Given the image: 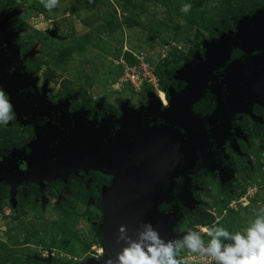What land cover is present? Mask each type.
Returning a JSON list of instances; mask_svg holds the SVG:
<instances>
[{"label": "rangeland", "instance_id": "rangeland-1", "mask_svg": "<svg viewBox=\"0 0 264 264\" xmlns=\"http://www.w3.org/2000/svg\"><path fill=\"white\" fill-rule=\"evenodd\" d=\"M185 2L60 0L49 12L40 0H0V12L14 13L9 23L17 34L15 42L38 88L46 83L55 104L73 97V113L84 107L91 115L97 103L121 118V104L146 108L151 93L168 109L170 103L160 88L169 84L165 73L193 62L201 36L217 39L222 25L232 28L240 16H252L263 6L260 0H190L193 8L185 15L180 11ZM128 70L146 77L152 72L159 90L147 84L134 87L128 82L132 75H126ZM12 122L0 126V146L24 139ZM239 125L254 135L248 120ZM242 150L248 160L231 158L236 175L227 193L218 173L214 178L199 176L194 195L199 215L188 214L177 225V235L202 230L218 219L229 230H242L264 206V127ZM94 178L106 184L112 181ZM61 192L60 199L49 195L43 200L30 188L20 192L13 208L8 190L0 188V264H46L49 259L50 264H85L103 258L88 224L100 218L92 204L97 199L94 189L71 183ZM204 238L208 239L206 234ZM189 264L210 262L192 257Z\"/></svg>", "mask_w": 264, "mask_h": 264}, {"label": "water", "instance_id": "water-1", "mask_svg": "<svg viewBox=\"0 0 264 264\" xmlns=\"http://www.w3.org/2000/svg\"><path fill=\"white\" fill-rule=\"evenodd\" d=\"M14 36L10 24L0 22V86L34 138L0 152V185L11 189L15 208L20 187L34 184L43 191L46 183L66 182L80 171L111 177L101 198L105 258L94 264L115 258L121 225L132 234L151 222L166 239L179 237L176 227L184 213H196L199 205L194 198L199 176L218 173L226 186L234 180L226 144L248 160L237 145L246 137L233 125L245 116L257 132L263 122L253 109L264 110V10L209 43L204 57L178 72L183 89L168 109L153 97L146 108L123 105L121 118L100 122L89 121L85 111L71 113L68 100L49 102L26 71Z\"/></svg>", "mask_w": 264, "mask_h": 264}, {"label": "clouds", "instance_id": "clouds-1", "mask_svg": "<svg viewBox=\"0 0 264 264\" xmlns=\"http://www.w3.org/2000/svg\"><path fill=\"white\" fill-rule=\"evenodd\" d=\"M59 2L40 0L49 12ZM192 8L188 0L180 11L187 15ZM10 72H15L14 66ZM15 117V106L0 86V126L7 127ZM118 232L121 248L107 264H189L192 257L207 258L210 264H264V206L255 210L253 219L242 230H229L218 219L202 230L189 229L182 236L168 239L151 222H142L132 234L127 225H121Z\"/></svg>", "mask_w": 264, "mask_h": 264}, {"label": "trees", "instance_id": "trees-1", "mask_svg": "<svg viewBox=\"0 0 264 264\" xmlns=\"http://www.w3.org/2000/svg\"><path fill=\"white\" fill-rule=\"evenodd\" d=\"M13 15H14V13L11 10H7L5 12H0V22L1 23H8V24H10L9 22H10V19L12 18ZM246 17L247 16H240L238 19H236L234 21V25L235 26L232 27V28H230L227 24L222 25V27L220 28V31L218 32L217 39H213L214 37H212L210 40H206L203 36H201L199 38V50L198 49L196 50L195 56H201L202 57V55L206 52V48H207V46H208L209 43H211L214 40H218L219 38H221L227 32L235 31L236 26L238 25V23L241 22L242 20H244ZM16 37H17V34H15V36H14V38L12 40V43L19 48L20 58H21V60L23 62V65H24L26 71L28 73H30V74H33V76H34V73L32 72V70H30L26 66V62L24 60L25 58L21 54L22 48H21V46H19L15 42V38ZM179 71L180 70L174 71V72H166L165 73V77H166L167 81L169 82V84L167 86H164L163 88L161 87V91L165 94L167 100H170L171 97L177 92L176 85L178 86L179 90L183 86V83H182V81L180 80V78L178 76V72ZM38 90H39V92L41 94H43L44 96H46L48 98L49 102H51L52 104H55L54 101L52 100L51 96H50V90L48 89V85L46 83L41 88H38ZM153 96H154V94H152V93L149 94V97H153ZM64 100H68L69 103H70V107H73V103H74V100H75L73 97L72 98H67L66 97V99H64ZM64 100H62V101H64ZM62 101H59V104ZM55 105H57V104H55ZM123 105L124 104H121V108H122ZM82 111H85V108L84 107H80V109L77 110L76 112H82ZM104 117L116 118L111 113L105 112L104 109L102 108V105L101 104H97L96 103L92 107V114L90 115V118L91 119H95L98 122H100ZM12 124L16 128L21 129V131L23 132V134L28 139L26 141V143H28L29 141L33 140L34 136H33V131H32V127L31 126H29L25 122L19 120L17 117H15V119L12 122ZM18 144L19 143H17V144H8V145H5V146H0V150H3L4 147L12 148L14 146H17ZM95 173H97V172H95ZM201 175H204V176H207V177H211V178H214L216 176L215 173L214 174H210V173H206V172L203 173V174H201ZM102 176L104 178H107V176H105V175H102ZM110 185H111V180L108 182V184L99 183L98 190L100 192L101 198H102V195H103L104 191H106L109 188ZM0 187H4V188H8L9 189V187L3 186V185H0ZM221 187H222V191H223L224 194L229 191L228 185L226 186V185H224V184L221 183ZM39 192H40V196H43V191L40 190ZM95 207L100 212V218H99V220H88V224H89L90 228L93 231L94 239H95L96 243L98 244V246H100L103 249L104 248V242H103V237H102V234H101V231H100V228H101V226L103 224L101 199H98L95 202ZM188 214H192L193 216H196V217L199 215L198 212L197 213L185 212L184 213V219H185V217ZM184 219H183V221H184ZM95 262H97V261L94 260V259H91V260H87L85 262V264H94Z\"/></svg>", "mask_w": 264, "mask_h": 264}, {"label": "flooded vegetation", "instance_id": "flooded-vegetation-1", "mask_svg": "<svg viewBox=\"0 0 264 264\" xmlns=\"http://www.w3.org/2000/svg\"><path fill=\"white\" fill-rule=\"evenodd\" d=\"M261 2H262V4H263V6L261 7V9L260 10H258L256 13H258V12H260V11H263L264 10V0L262 1L261 0ZM256 13H254V14H256ZM253 14V15H254ZM252 15V16H253ZM247 17H251V16H247ZM246 17V18H247ZM234 32V31H233ZM205 56V53L202 55V57H204ZM196 57V56H195ZM195 59V58H194ZM194 61V60H193ZM193 63V62H192ZM191 63V64H192ZM190 64V63H189ZM189 64H187L186 66H188ZM176 88H177V92L176 93H179V92H181L182 91V89H183V86L181 87V89L179 90V88H178V86L176 85ZM161 93H163L162 91H161ZM164 94V93H163ZM165 95V94H164ZM154 97V96H153ZM153 97H150L149 98V100L151 99V98H153ZM166 97V96H165ZM155 98H157V99H159L158 98V95H156V97ZM169 103H170V100H167ZM149 101L147 100V105L149 104L148 103ZM162 105V110H164L165 108H164V106H163V104H161ZM123 107V106H122ZM122 109V108H121ZM72 111V107H70V112ZM85 112H87L86 110H85ZM71 113H73V112H71ZM74 113H76V112H74ZM253 113H254V115L257 117V118H259V119H261L263 122H262V125H261V129L259 130V131H261L262 129H263V127H264V110H262V109H260V108H258V107H254V109H253ZM87 116H88V120L89 121H94L95 119H91L90 118V114L87 112ZM91 114H92V112H91ZM122 114V113H121ZM242 120H248L249 122H250V124L252 125V127L254 128V135H250V134H248V132L247 131H244V129H243V127H241L240 125H239V122L240 121H242ZM255 127H256V125L253 123V121L250 119V118H248V117H245V116H241V117H239V118H236L235 120H234V125H233V128L234 129H240L241 131H242V133L245 135V137H246V140H244V139H240V140H238L237 141V145H238V148H239V150H240V153H241V155H243V156H246L244 153H242V145H244V146H246V144H248L251 140H257V132H256V129H255ZM20 131H21V129H20ZM33 131V130H32ZM21 133L23 134V132L21 131ZM24 135V134H23ZM33 136H34V133H33ZM28 139L26 138V136L24 135V139L21 141V142H19V144L17 145V146H19L20 144H23V145H26L27 143H26V141H27ZM32 141V140H31ZM30 142V141H29ZM17 146H14V147H12V148H7V147H4L3 148V150H0V152H4V151H10V150H12L13 148H15V147H17ZM226 154H227V156L230 158V160H231V163H232V159L231 158H234V159H236V160H238V161H242L243 159H245V158H241V157H239V155H237L232 149H231V147H230V145H228V144H226ZM246 160V159H245ZM232 168H233V166H232ZM20 169L22 170V171H25L26 170V165L24 164V165H21V167H20ZM215 174H217V173H215ZM94 175H98V176H100L101 178H104L100 173H95V172H93V171H90V172H88V173H85V172H82V171H80L79 173H78V175H72V176H70V177H68V179H67V181L66 182H63V181H56V182H54L53 184H48V183H46L45 184V189L43 190V196H41L42 198L41 199H43L44 200V197L45 196H49V195H54L55 197H56V199H60L61 198V196H62V192L61 191H63V190H67L68 189V187H69V185L71 184V183H75V184H78V185H84V186H87V187H89V188H93L94 189V191H95V194H96V197H97V199H95L94 198V200H92V204H93V206L95 207V202L98 200V199H101V196H100V192H99V190H98V186H99V183H104V184H106L105 182H102V181H98V180H96L95 178H94ZM107 178H108V176H107ZM221 180V179H220ZM222 183V182H221ZM0 188H3V189H6V190H8V195L10 194V191H11V189L9 188H4V187H0ZM30 188H35L36 190H37V195H40V188H39V186H37V185H30L29 187H20V188H18L17 189V196L20 194V192H22L23 194L24 193H26ZM62 189V190H61ZM16 196V197H17ZM98 210V209H97ZM99 211V210H98ZM102 217H103V210H102ZM100 247V246H99ZM101 248V247H100ZM104 249V248H103ZM102 248H101V250H103ZM104 254V253H103ZM105 258V254H104V256H103V258L102 259H104ZM101 259V260H102ZM100 259H97V262H99V261H101Z\"/></svg>", "mask_w": 264, "mask_h": 264}, {"label": "built area", "instance_id": "built-area-1", "mask_svg": "<svg viewBox=\"0 0 264 264\" xmlns=\"http://www.w3.org/2000/svg\"><path fill=\"white\" fill-rule=\"evenodd\" d=\"M128 74H132L131 76H128V82L131 83L134 87H136L138 84H147L150 88H153L155 90L159 87L154 79V74L152 72L146 73L148 77L140 74L139 72H132L131 70L127 71L126 75Z\"/></svg>", "mask_w": 264, "mask_h": 264}]
</instances>
